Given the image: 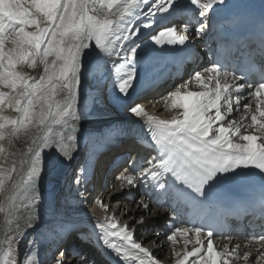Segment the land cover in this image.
<instances>
[{
  "label": "snow or ice",
  "instance_id": "1",
  "mask_svg": "<svg viewBox=\"0 0 264 264\" xmlns=\"http://www.w3.org/2000/svg\"><path fill=\"white\" fill-rule=\"evenodd\" d=\"M227 7L228 0H0V154L11 158L8 166L0 165V190L12 182L9 206L0 207L6 216L0 264H37L35 241L27 242L22 256L20 242L38 219L39 185L49 154L70 162L79 148L80 88L88 57L96 67L105 57L116 58L111 65L114 88L127 97L137 79L142 29H151L157 17L175 18L182 21L180 28L165 27L151 35V42L160 48L187 47L190 40L202 39L213 14ZM258 51L264 59V18ZM254 63L249 53L239 74L219 58L194 69L187 81L162 96L165 106L176 110L171 119L149 115L138 102L129 104L133 116L146 118L142 127L151 152L125 167L117 177L119 191L135 190L139 199L134 203L142 213L155 207L160 215L164 209L172 220L165 239L173 246V264H264V230L251 234L244 245L225 237L229 243L220 246L214 243L212 226L184 219L185 209L204 205L219 184L249 178L264 184V67L252 79ZM193 83L199 90H190ZM241 107L239 119L231 118ZM22 137L27 138L25 151L6 150L5 142L14 149V141ZM81 178L75 177L77 185ZM111 195L115 193L110 200ZM96 202L107 213L95 222L104 264H162L137 236L148 223L142 213L137 219L122 212V217L131 216L122 223L115 215L119 205L113 210L110 202ZM258 207L264 217V191ZM21 208L31 215L24 225L17 220L13 227L10 218ZM159 240L157 233L152 243L159 247ZM180 240L182 252L175 248ZM253 246L255 255L242 251ZM75 255L78 261L59 249L54 264H88Z\"/></svg>",
  "mask_w": 264,
  "mask_h": 264
},
{
  "label": "bare ground",
  "instance_id": "2",
  "mask_svg": "<svg viewBox=\"0 0 264 264\" xmlns=\"http://www.w3.org/2000/svg\"><path fill=\"white\" fill-rule=\"evenodd\" d=\"M155 25L151 29H142L140 37L152 31ZM196 40L199 44H202L203 42V38ZM189 49L190 47L188 45L187 47H183V48L171 47L165 45L163 48L156 46L146 51H139V61L137 64V79L135 82V87L133 90H131L130 95L127 97H124L121 94H119L118 91H116L114 88L115 70L111 67V65L116 58L105 57L103 65L101 67H96L95 62L92 60V57H88L87 63L89 64V68L83 74L81 88H80L79 105H80L82 118L79 121V127L81 129L79 148L77 152L74 154V159H72L70 162L66 159H63L62 157H58L57 154L54 153L49 154L47 158L48 163L39 185L42 199L37 209L38 219H35L33 221V227L27 229L26 233L35 230H41L44 228L41 225V223L43 222L46 223L47 214H49L48 219L54 216L53 210L51 208L56 200L55 195L58 194L60 191H62L69 182H70L69 185L75 182L74 179L77 175H81L82 177L81 184L84 181L89 180L90 173L95 170V167L91 168V170H89L88 173L84 168L83 173H81L82 166L80 165V161H81L80 157L82 155L79 156V154L83 152L84 148H87V150H85L86 152L84 153L87 152L93 153L94 149H96L95 147H98L99 144L103 142V140L101 139L97 140L91 143L90 145H88L87 147H85V143H86L85 138H87L86 133L101 129L102 132L100 131V135L94 134L96 137L94 139H91L92 137H90L89 140L93 141L97 139L99 136H101V134L105 133L110 136L114 135L116 137L115 142L118 143V141H120L123 138H126L129 135L130 133L129 125L135 124L142 127L146 120L145 117L138 118L133 116L130 112H126V111H121L118 113L117 112L118 107L117 108L114 107L117 105V103L121 107H125L128 106V104H131L135 100H137L140 84L142 85V83L144 82L143 83L144 86L143 89H144L146 79L150 75H152L153 73H157L161 68H163L166 65V63L174 60L179 55L183 54ZM33 74H35V72ZM189 75L187 76L186 79L189 78ZM190 90H199V88L193 83L190 85ZM159 100L162 101L163 99L161 98ZM144 108L147 110L149 115L158 116L159 118L162 119H171L172 116L176 115V110H171L167 108L165 106V103L161 106L154 105L153 107L147 105ZM242 113H243V108H241L239 112H234L231 118L239 119ZM115 115L117 116V118L113 117ZM110 136L107 139H110ZM26 139H27L26 137H22L20 139L15 140L14 141L15 148L13 149V151H16L18 153L25 151ZM118 144L120 145V143ZM98 162H100L99 159H96L95 163ZM104 165H106V163ZM98 166H97V170H98ZM11 188H12V184L8 188L6 197L10 194ZM6 197L4 202L5 209H7L9 206L6 201ZM134 199H139V196L136 194V192L133 193V191L131 192V194H127L123 198L118 197L116 199V202H118L121 211L115 212V215L117 216V218L121 219L122 223L130 220L131 216H135L138 219L139 215L142 213V210L138 209L136 203H134ZM73 201L74 203H76V206L73 205ZM73 201L70 202L71 203L70 213L68 214L67 218L65 219L64 223H62V225L71 227V224L89 223L93 226V228H95V222L99 221L97 219L98 214L87 205V201L84 198L80 200V196H79L76 197ZM112 209L115 210L116 208H112ZM159 211H160V215H157V209L153 207L152 212L142 213L145 217V220L148 221V223L144 228L140 229V231L137 233V236L144 238V246L151 248L154 254L157 256V258L162 261V264H173L174 257L171 251V248L173 246L165 239V233H166L165 223L168 216L165 214L163 209L162 210L160 209ZM122 212L130 213L131 216L122 217ZM2 214H3V222L0 224V238L3 237L6 229V224H5L6 216L3 212ZM30 215L31 213H29L27 209L21 208L18 213H14L13 216L10 218L13 222L12 226L15 227V223L17 220H19V223L21 225H24L27 218ZM47 225L48 224L46 223V226ZM95 231H96L95 235L92 236L93 238H95V242H89L88 240H86L87 238L83 239L78 244V248H77L78 252L76 254H83L84 257L87 259L90 256L92 260L89 262V264H93V263L104 264L102 259L105 258H103L101 253L99 252V251L103 252L104 250L101 247L100 243L98 242V230L96 228ZM157 233H159L160 235V240L157 242L160 245L159 247H157L152 243V241L155 240ZM72 234L74 235L73 232L69 231L65 227L64 229L59 230V233L55 238L54 245L65 243L67 238H69V236H71ZM214 243L222 246L225 243H229V240L228 239H222L221 241L214 240ZM231 243L232 244L240 243L241 245H244V243L240 241H235V239H232ZM92 244H95L96 249H99V251L93 249L91 247ZM175 248L176 251L182 252L184 250L183 241L180 240V242L175 246ZM190 248L191 245L189 246V250ZM245 250L251 251L255 255V246L247 249L242 248V251ZM37 252L39 255L41 253V250H38ZM67 254L70 257H72L74 260L78 261L77 255L75 254L73 255L72 253H67ZM254 255L250 258L253 260V262H254ZM111 263L115 264L114 261H112ZM237 264H243V261L242 260L238 261Z\"/></svg>",
  "mask_w": 264,
  "mask_h": 264
},
{
  "label": "rangeland",
  "instance_id": "3",
  "mask_svg": "<svg viewBox=\"0 0 264 264\" xmlns=\"http://www.w3.org/2000/svg\"><path fill=\"white\" fill-rule=\"evenodd\" d=\"M20 70H23V71H26V70H28V72H31V71H33L32 73H30V74H33L34 73V70H30V69H27L26 67H23V68H21ZM149 75V74H148ZM148 77V76H147ZM144 83V82H143ZM143 83H142V85L140 84V88L143 86ZM117 105H119L118 103H117ZM115 106L114 108H117L118 107V110H117V112L119 113V112H121V111H126V112H128L129 110H128V106H125V107H121L120 105L119 106ZM120 109V110H119ZM6 115H9V116H12V117H14L15 116V113H12V112H7L6 113ZM113 117H116L117 118V116L115 115V116H113ZM100 131H101V129H99V130H96V131H91V132H87L86 133V137L87 138H85V141H86V143H85V147H87L88 145H90L91 143H93V142H95V141H97V140H103V138H102V136H99L97 139H95V140H93V141H91V140H89L90 139V137H92L91 139H94L96 136L95 135H100ZM102 132V131H101ZM95 134V135H94ZM89 135V136H88ZM110 135H108V137H109ZM105 139V138H104ZM110 139L112 140V141H115V139H116V137L114 136V135H111L110 136ZM88 140H89V142H88ZM109 140V139H108ZM4 146H5V148H6V150H9V151H13V149H9V146H8V144H7V142H5V144H4ZM96 148H98V147H96ZM85 150H87V148H84V151ZM91 151V150H90ZM94 151H95V149H94ZM86 152V151H85ZM83 153V152H82ZM94 153V152H93ZM93 153H90V152H87V153H84V154H82V156L80 157L81 158V161H80V165L82 166V169H84L85 168V170L87 171V173L89 172V170H90V168L88 169V167L90 166V164L92 163V162H94L95 163V161H92V159H91V155H93ZM85 154L88 156V159H85ZM6 156H7V152L6 153H4V154H0V165H3V166H8V164L10 163V159L11 158H6ZM74 181L76 182V180L74 179ZM12 184V182L11 181H9L8 183H6V185H5V187H4V189L3 190H0V207H4V202H5V197H6V194H7V192H8V188L10 187V185ZM70 184V182L67 184V185H69ZM57 195V194H56ZM55 195V197H57ZM73 205L74 206H76V203H74V201H73ZM53 206H54V204H53ZM53 206H52V210H53ZM70 210H71V203H68L67 205L66 204H62L61 205V211H58L57 213H55V212H53L54 213V216L53 217H51V218H49L48 219V217H49V214H47V221H46V223L47 224H49V223H52V222H60L61 224L60 225H62V223H64V221H65V219L67 218V216H68V214L70 213ZM49 221V222H48ZM3 222V214H2V212H0V224ZM63 226V225H62ZM46 227H49L48 225L47 226H45L43 229H41V230H35V231H32V232H27V233H25V235L26 234H28V233H36L35 234V236H34V238H33V241H35V249L38 251V249L39 248H43V246H44V244L46 243V242H49V241H52V246L54 245V241H55V238L57 237V234L59 233V230H61V229H59L58 230V232H57V230H55V233H53L52 235H50V234H47L48 232H50V229H45ZM53 229V228H52ZM43 231V232H42ZM37 232H39V233H37ZM52 233V232H51ZM32 234H28V235H24L23 236V240L20 242V247H19V254L22 256L23 255V251L26 249H28V247H29V245H28V241L29 240H32V239H30V236L32 235ZM53 237V238H52ZM148 242H149V240H148ZM39 250H41L42 251V249H39Z\"/></svg>",
  "mask_w": 264,
  "mask_h": 264
}]
</instances>
